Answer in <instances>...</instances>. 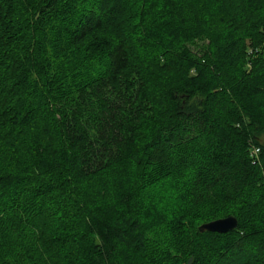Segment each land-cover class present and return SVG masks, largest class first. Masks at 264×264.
Wrapping results in <instances>:
<instances>
[{
  "label": "trees",
  "instance_id": "obj_1",
  "mask_svg": "<svg viewBox=\"0 0 264 264\" xmlns=\"http://www.w3.org/2000/svg\"><path fill=\"white\" fill-rule=\"evenodd\" d=\"M0 264H264V0H0Z\"/></svg>",
  "mask_w": 264,
  "mask_h": 264
},
{
  "label": "water",
  "instance_id": "obj_2",
  "mask_svg": "<svg viewBox=\"0 0 264 264\" xmlns=\"http://www.w3.org/2000/svg\"><path fill=\"white\" fill-rule=\"evenodd\" d=\"M237 225V218L235 215H227L224 217H219L216 219H212L210 221H206L201 223L198 226L199 231H214V232H226L235 228ZM190 262V259L189 261Z\"/></svg>",
  "mask_w": 264,
  "mask_h": 264
},
{
  "label": "built area",
  "instance_id": "obj_3",
  "mask_svg": "<svg viewBox=\"0 0 264 264\" xmlns=\"http://www.w3.org/2000/svg\"><path fill=\"white\" fill-rule=\"evenodd\" d=\"M248 152H249L252 162H258L259 146L251 144L249 146Z\"/></svg>",
  "mask_w": 264,
  "mask_h": 264
},
{
  "label": "rangeland",
  "instance_id": "obj_4",
  "mask_svg": "<svg viewBox=\"0 0 264 264\" xmlns=\"http://www.w3.org/2000/svg\"><path fill=\"white\" fill-rule=\"evenodd\" d=\"M199 45H200V41H197V44H192V45H191V48H192L193 50H197L198 47H199Z\"/></svg>",
  "mask_w": 264,
  "mask_h": 264
}]
</instances>
